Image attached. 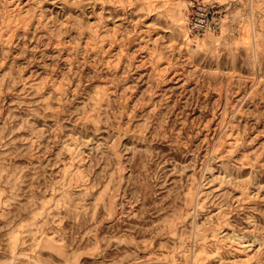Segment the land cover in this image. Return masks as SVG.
<instances>
[{"label":"rangeland","instance_id":"1","mask_svg":"<svg viewBox=\"0 0 264 264\" xmlns=\"http://www.w3.org/2000/svg\"><path fill=\"white\" fill-rule=\"evenodd\" d=\"M0 264H264V0H0Z\"/></svg>","mask_w":264,"mask_h":264},{"label":"built area","instance_id":"2","mask_svg":"<svg viewBox=\"0 0 264 264\" xmlns=\"http://www.w3.org/2000/svg\"><path fill=\"white\" fill-rule=\"evenodd\" d=\"M194 10L189 22V30L195 37L199 39L208 33L217 34L221 31L217 12L212 7L198 4Z\"/></svg>","mask_w":264,"mask_h":264}]
</instances>
